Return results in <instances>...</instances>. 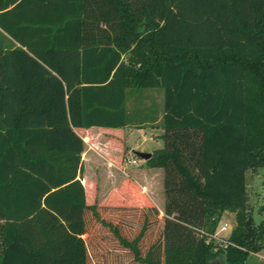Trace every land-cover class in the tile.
<instances>
[{
  "label": "trees",
  "instance_id": "16d2710c",
  "mask_svg": "<svg viewBox=\"0 0 264 264\" xmlns=\"http://www.w3.org/2000/svg\"><path fill=\"white\" fill-rule=\"evenodd\" d=\"M145 88L162 90L144 164L162 169L164 203L154 234L149 206L126 237L85 201L74 129H123L127 92ZM255 168L264 0H0V264H88L86 211L134 264H246L264 249L246 207Z\"/></svg>",
  "mask_w": 264,
  "mask_h": 264
},
{
  "label": "rangeland",
  "instance_id": "374dc122",
  "mask_svg": "<svg viewBox=\"0 0 264 264\" xmlns=\"http://www.w3.org/2000/svg\"><path fill=\"white\" fill-rule=\"evenodd\" d=\"M136 93L127 92L125 105L132 110L137 104ZM152 128V127H151ZM148 125L140 128L136 120L121 130H81L77 134L84 143L81 156V182L85 186V201L94 204L99 217L118 226L126 237H131L138 229L146 207H155L163 200L162 178L159 170L149 176L144 161L137 151L150 153L154 147ZM157 173V174H155ZM247 193L246 207L250 210L254 223L264 217V168L247 169L245 172ZM162 212L149 217V232L155 233ZM232 215L226 213L220 219L214 240L222 243L231 223ZM225 224L224 229H220ZM85 242L88 264H134L129 253L115 241L106 226L94 219L90 211L85 213ZM246 264H264V249L250 254Z\"/></svg>",
  "mask_w": 264,
  "mask_h": 264
},
{
  "label": "crops",
  "instance_id": "0c3cea01",
  "mask_svg": "<svg viewBox=\"0 0 264 264\" xmlns=\"http://www.w3.org/2000/svg\"><path fill=\"white\" fill-rule=\"evenodd\" d=\"M138 93L139 95L136 93L137 104L134 105V108L130 110L126 107L128 114L130 113L134 114L133 120L130 121V124L136 120V125L140 124V128H146V126L148 125L151 133L154 130L156 133H154L152 136L149 135V138H153L154 140V147L152 150L158 149L162 145L161 139L159 138V135L161 134L162 129L157 125L160 119V116L162 114V90L160 88H145V89L138 90ZM130 124H128L127 126H129ZM99 128L100 127L92 126L88 129L98 130ZM74 131L77 133V131H81V130L74 129ZM83 150H84V143H83L82 151L80 153V161L82 159L81 156H82ZM145 169H146V174H149V176L153 174L152 172L153 170H155V172L156 170L157 172L159 170H162L161 168H158V167H147V166ZM163 203H164V198L163 200H161L160 203H158L155 206L159 212H162L163 210Z\"/></svg>",
  "mask_w": 264,
  "mask_h": 264
},
{
  "label": "water",
  "instance_id": "95a60500",
  "mask_svg": "<svg viewBox=\"0 0 264 264\" xmlns=\"http://www.w3.org/2000/svg\"><path fill=\"white\" fill-rule=\"evenodd\" d=\"M135 155L138 158L142 159L143 161L146 160V159H148L150 157V153H148V152H141V151H137L135 153Z\"/></svg>",
  "mask_w": 264,
  "mask_h": 264
},
{
  "label": "built area",
  "instance_id": "2783aa9c",
  "mask_svg": "<svg viewBox=\"0 0 264 264\" xmlns=\"http://www.w3.org/2000/svg\"><path fill=\"white\" fill-rule=\"evenodd\" d=\"M224 226H225V224L221 225L219 228H220V229H224V228H225ZM215 233H216V232H215ZM215 233H214L213 237H215Z\"/></svg>",
  "mask_w": 264,
  "mask_h": 264
}]
</instances>
